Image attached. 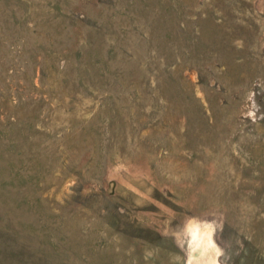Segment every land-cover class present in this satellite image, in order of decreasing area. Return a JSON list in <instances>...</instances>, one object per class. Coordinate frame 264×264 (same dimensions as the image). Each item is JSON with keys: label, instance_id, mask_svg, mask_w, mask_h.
Returning a JSON list of instances; mask_svg holds the SVG:
<instances>
[{"label": "rangeland", "instance_id": "374dc122", "mask_svg": "<svg viewBox=\"0 0 264 264\" xmlns=\"http://www.w3.org/2000/svg\"><path fill=\"white\" fill-rule=\"evenodd\" d=\"M195 260L264 264V0H0V264Z\"/></svg>", "mask_w": 264, "mask_h": 264}, {"label": "bare ground", "instance_id": "6f19581e", "mask_svg": "<svg viewBox=\"0 0 264 264\" xmlns=\"http://www.w3.org/2000/svg\"><path fill=\"white\" fill-rule=\"evenodd\" d=\"M207 239H208V238H207ZM208 242L210 243L211 241L208 239ZM208 242H207V243H208ZM209 243H208V244H209ZM208 244H207V245H208ZM192 264H212V263H210V262L207 261V260H204V261H203V260H201V261H197V260H195Z\"/></svg>", "mask_w": 264, "mask_h": 264}]
</instances>
